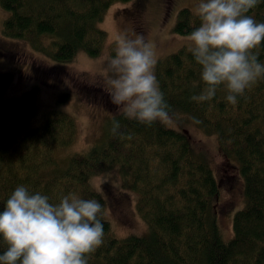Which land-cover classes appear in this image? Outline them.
<instances>
[{
	"label": "trees",
	"instance_id": "trees-1",
	"mask_svg": "<svg viewBox=\"0 0 264 264\" xmlns=\"http://www.w3.org/2000/svg\"><path fill=\"white\" fill-rule=\"evenodd\" d=\"M128 1L0 0V7L8 12L1 32L26 41L32 50L58 63L70 62L80 52L96 57L107 40L98 25L104 12L113 3ZM247 15L264 22V0ZM199 25L196 12L182 7L174 31L190 35ZM115 47V42L110 43L111 55ZM254 51L264 64V42ZM2 56L12 58L7 51ZM155 75L171 115L188 114L198 129L213 137L217 152L238 169L244 205L233 214L230 238H222L213 209L219 181L184 133L160 122L147 126L129 120L120 111L109 119L101 143L73 155L59 169L56 156L73 142L75 120L52 108L37 126H31L37 88L5 97L12 78L9 72H0V211L20 185L48 196L53 204L69 194L97 200L102 206L98 218L104 226L103 244L87 257V264H264V78L233 105L222 87L211 100L191 99L202 88L192 86L200 80V66L191 49L158 58ZM114 116L120 123L116 133ZM114 168L122 187L138 194L137 212L149 228L145 235L115 237L102 218L105 200L88 178ZM108 194L112 202L120 201V195ZM6 248L0 239V255Z\"/></svg>",
	"mask_w": 264,
	"mask_h": 264
},
{
	"label": "clouds",
	"instance_id": "clouds-1",
	"mask_svg": "<svg viewBox=\"0 0 264 264\" xmlns=\"http://www.w3.org/2000/svg\"><path fill=\"white\" fill-rule=\"evenodd\" d=\"M259 0H198L200 25L189 35L191 53L200 66V80L191 97L208 101L221 87L235 105L237 97L264 78V64L254 51L264 42V22L247 15ZM115 54L101 62L106 88L124 117L151 126L172 124L173 117L155 75L157 53L143 34H118ZM120 128L113 117L112 131ZM101 204L75 194L57 204L48 196L17 186L0 211V239L7 248L0 264H87V257L103 244Z\"/></svg>",
	"mask_w": 264,
	"mask_h": 264
},
{
	"label": "rangeland",
	"instance_id": "rangeland-1",
	"mask_svg": "<svg viewBox=\"0 0 264 264\" xmlns=\"http://www.w3.org/2000/svg\"><path fill=\"white\" fill-rule=\"evenodd\" d=\"M197 2L130 0L113 3L98 24L107 36L102 52L96 57L80 52L67 63L50 60L32 50L22 39L5 37L1 31L8 12L0 7V72L12 75L4 96L18 97L35 86L37 108L30 121L31 126H37L44 112L52 108L69 114L76 122L77 134L73 142L57 153L59 169L64 168L73 155L87 152L92 146L101 143L105 139L109 119L121 111L112 103L101 71L102 60L111 55L110 43L115 42L118 34H127L130 38L143 34L146 40L153 43L158 58L179 49H191L189 35L177 34L174 26L179 9L186 7L196 12ZM5 51L12 58L2 56ZM172 114L177 115L172 116L174 122L163 125L184 133L193 150L208 160L216 181H219L220 193L213 209L221 225L222 238L228 239L233 233V214L244 205L243 185L238 169L231 160L217 152L213 137L198 129L188 114L179 111ZM88 184L102 194L105 200L102 218L108 222L115 237L147 234L148 224L136 208L138 194L122 187L115 168L90 176ZM111 191L120 195L118 203L117 199L114 202L110 200L108 193Z\"/></svg>",
	"mask_w": 264,
	"mask_h": 264
},
{
	"label": "bare ground",
	"instance_id": "bare-ground-1",
	"mask_svg": "<svg viewBox=\"0 0 264 264\" xmlns=\"http://www.w3.org/2000/svg\"><path fill=\"white\" fill-rule=\"evenodd\" d=\"M51 90V89H50Z\"/></svg>",
	"mask_w": 264,
	"mask_h": 264
}]
</instances>
